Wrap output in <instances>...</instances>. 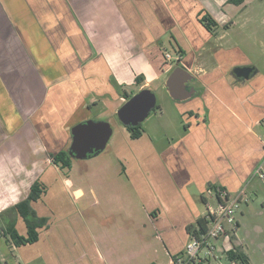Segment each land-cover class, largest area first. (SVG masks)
I'll use <instances>...</instances> for the list:
<instances>
[{
  "label": "crops",
  "instance_id": "0c3cea01",
  "mask_svg": "<svg viewBox=\"0 0 264 264\" xmlns=\"http://www.w3.org/2000/svg\"><path fill=\"white\" fill-rule=\"evenodd\" d=\"M26 1L32 3L30 7ZM146 1L151 4L129 12L141 21L133 29L136 41L129 30H113V23L112 28L99 25L91 0H78L82 11L72 12L64 7V0H0V161L6 164L12 158L14 166L26 162L24 175L37 177L35 180L44 186L47 182L41 180L39 165L56 178L59 170L50 159L42 158L49 145L47 134L55 143V136L64 133L77 117H91L99 102L106 113L115 116L126 102L119 95L120 89L131 88L135 78L143 76L137 73L141 72L137 62L149 67L154 78H164L165 83L167 68L162 67L160 45L151 44L155 38L162 40V49L169 54L172 45L168 38L173 36L183 50L180 64L193 76L190 82L194 94L186 103L175 101L183 120V133L158 150L147 131L132 140L121 125L111 151L123 162L121 174L128 191L108 187L102 196L92 198L98 205L105 203L109 214L128 220L134 214L130 206L140 205L154 233L135 236L118 228L115 232L104 229L102 233L88 234L89 251L80 249L77 255L82 259H77L74 251L58 241L57 234L47 236L48 221L38 230L37 243L32 244L38 247L45 239L40 250L47 259L45 264H92L89 256L96 264H173L189 239L187 226L195 225L208 207L216 205L215 191L208 185L237 193L264 158L260 141L264 130V79L249 58L236 45L231 46L228 28L219 37L220 29L214 36L205 32L197 21L201 13L192 0ZM227 1L201 3L212 11L217 23L233 30V18L244 17L245 6L256 0H242L238 6ZM213 40L221 43L212 44ZM203 51H212L215 65L209 70L200 63ZM245 65L255 70L252 77L246 82L234 80L230 76L232 68ZM149 85L143 80L137 91ZM196 89H200L198 93ZM48 125L52 131H47ZM142 144L149 146L150 154L137 152L135 147ZM17 174L21 175L19 170ZM67 181L55 186L59 193L55 189L57 195L53 199L45 186V193L37 201L43 208L38 211L40 217L50 215L47 206L48 210L52 206L57 209L52 200L77 203L85 197L83 189H72ZM16 190L14 204L29 192L22 196L20 188ZM4 191L0 188L1 193ZM88 193L94 196L97 192L91 188ZM2 197L1 210L9 207L1 205L5 200ZM43 201L46 205L41 204ZM19 221L18 217L15 227L24 235L25 227L18 229ZM242 243L244 239L234 238V247ZM8 248L10 253L16 250L13 246ZM144 258H148L147 263Z\"/></svg>",
  "mask_w": 264,
  "mask_h": 264
},
{
  "label": "rangeland",
  "instance_id": "374dc122",
  "mask_svg": "<svg viewBox=\"0 0 264 264\" xmlns=\"http://www.w3.org/2000/svg\"><path fill=\"white\" fill-rule=\"evenodd\" d=\"M245 9L244 17L235 16L239 18H233L232 23L235 24L233 30L227 27L229 30L228 38H230L231 46L236 45L238 50L249 58L259 75L263 76L264 79V0L250 2L245 6ZM217 32L218 36H216L219 37L223 34V29ZM220 43L221 41L218 40H213L212 42V44ZM201 58H203V60H201L200 63L204 65V68H207V70L215 65L212 51H203ZM136 64L138 68L141 69V72L138 71L137 73H143V76H141L142 80L150 83L149 90L155 95L156 106L159 107V110L155 113L151 112L140 126L145 132H148V135L151 134L148 137H150L156 145L154 146L155 149L158 148V150H161L167 146L168 142L172 143L183 133V120L180 116L179 107L170 99L163 87L164 78L156 79L154 78L153 71H150L149 67L141 62H137ZM141 83H133L131 88H121L119 95L122 97L123 92L126 96H130L141 87ZM102 107V103L99 102L98 107L91 113V120H107L106 122H108L112 128V136L105 150L99 156L90 157L81 161L71 160L69 168H59L57 171V178L53 175V172L48 171L47 168L45 169V166L39 165L38 169V173L43 174L41 180L47 182L44 184L47 187V194L50 199H53L55 195H57L55 192L57 188H55V186L66 183V179H68L67 184H72V189L81 188L85 191V197L80 202L70 203L68 200L59 199V201L52 200V202L56 204V210L54 206L48 210L49 207L47 206V212L50 213V215H47L49 219L47 236L49 237V235L53 233L57 234L58 241L63 242L69 251H74L73 254H75V256L80 249L88 253V234H95L96 232L102 233L104 229L115 232L118 228H121V232H129L130 235L132 234L135 236H145L154 233L149 223L144 219V213L140 205L137 204L138 207L135 205L130 206L134 214L133 219L128 220V218H124L119 214H109V208H107L105 203L101 201V204L98 205L92 199L95 196H102L103 191H106L108 187L122 188L124 191H128L126 186L127 182L124 179V175L121 174V165L123 162L115 158L111 151L112 140L116 137L117 130H120L122 126L117 118L106 113ZM0 139H2V137ZM48 144L49 142H47V145ZM135 148L137 152H146L150 154V149L147 144L138 145ZM121 152L123 151L121 150ZM15 153H17L16 150ZM51 153L55 152L48 147L47 154L44 151L42 158L49 159L48 156ZM8 161L9 162H6V164L0 161V188L4 191L5 187V191L3 193L0 192V196H3L5 199L2 201L1 205L11 207L12 204L17 201L16 196H18V192L16 188L18 191L20 188L22 193L20 191L19 193L23 196L29 191L30 182L38 178L31 176L27 178L26 175H24V172H26L25 167L27 166L26 162H21L20 164L18 162V167L17 164L14 166L12 158H9ZM18 170L21 174L19 176L17 174ZM20 176H23V178H19ZM252 180L243 186L244 200H246V202H242L236 215V220L240 224L237 228V236L244 239V243L240 246L241 248L238 247L237 249L242 253L244 251L245 254H243L248 258V264H264V184L258 178H253ZM91 188L97 192L94 196L88 193V190ZM56 191L59 193V189ZM214 191L216 192L217 189ZM7 195L9 196L7 197ZM48 201L49 199L47 200V205ZM41 204L46 205L44 201L41 202ZM198 204L201 209H204L201 202L198 201ZM36 206L33 208L37 214L38 211H43L40 202H37ZM4 210L5 209H0V213ZM2 219H4V217L0 219V229L3 227L1 222ZM22 228L24 229V224L22 221H19L18 229ZM18 233L22 235L19 231ZM44 240L45 239H42V243L38 247L35 245L24 246L21 247L20 250L16 248V250L10 253L8 247L11 245L6 238L2 236L0 230V264H45L44 261L47 259L41 256L42 252L40 251L43 249L41 246L45 243ZM29 247H31V249H26ZM57 248L59 249L60 247L57 246ZM25 259L28 260L26 261ZM77 259L82 258L77 255ZM144 259L147 263L148 258ZM89 260L92 264H96L92 256H89ZM210 264L241 263L229 262L226 257L222 255L220 256V261Z\"/></svg>",
  "mask_w": 264,
  "mask_h": 264
},
{
  "label": "water",
  "instance_id": "95a60500",
  "mask_svg": "<svg viewBox=\"0 0 264 264\" xmlns=\"http://www.w3.org/2000/svg\"><path fill=\"white\" fill-rule=\"evenodd\" d=\"M236 78L248 81L254 74L252 67H237L233 70ZM193 76L183 67L174 69L164 83V88L171 100L183 102L194 94L187 90L186 84ZM156 105L155 95L148 89H143L129 98L116 111L118 122L124 127H136L145 121L150 111ZM71 144L68 154L76 160H86L104 151L112 135L108 122L88 120L75 125L70 130Z\"/></svg>",
  "mask_w": 264,
  "mask_h": 264
},
{
  "label": "flooded vegetation",
  "instance_id": "af4514ba",
  "mask_svg": "<svg viewBox=\"0 0 264 264\" xmlns=\"http://www.w3.org/2000/svg\"><path fill=\"white\" fill-rule=\"evenodd\" d=\"M36 0H32V2L34 3ZM78 0H64V7L66 9H68L69 12H72V11H82L81 8H80V3L77 2ZM104 1V2H103ZM99 0V1H93L91 0V3H92V6L94 5L95 9H96V19H97V22L98 24L102 26V24H104L105 27H111L112 28V23H113V30L115 31H118V30H121V29H126V30H129L132 35H133V39L138 41L136 39V37L134 36V33H133V29L136 25H139L141 23V21L137 18H135V16H133V14H129L130 12V9H132L134 12H138L141 10L142 7H147L149 6L151 3L146 1L145 0H142V1H139V0H109V1H105V0ZM120 1V2H118ZM133 1V2H131ZM27 2V1H26ZM29 2V1H28ZM27 2V4H28ZM193 2V5L194 7L197 8L198 10V14L199 15V18H198V22L199 24L203 27V29H205V32L209 33L211 36H214L215 35V32L217 31V29H224V28H227V25L226 24H219L217 23L211 16V10H209L208 8H206L202 3H201V0H192ZM228 4H233V3H229V1H227ZM30 4L32 3H29L28 6L30 7ZM129 4V5H128ZM241 4V3H240ZM233 5H239V4H233ZM134 6V8H132ZM48 8V7H47ZM216 9V7H215ZM138 10V11H137ZM220 12L223 11V8H220L219 9ZM128 14V16H127ZM204 16H209L211 17L212 20H214L217 24V27L213 30V31H208L205 26L203 25V23L201 22V19L204 17ZM114 20H115V23H114ZM141 25V24H140ZM140 28V27H139ZM168 41L170 42V44L172 45L173 47V50H172V47H171V55L170 53L166 54L164 53V50L162 49V40H160V38H155L153 42H151L152 45L154 46H158L160 45V53H161V57L163 59V66L162 67H165L167 68L166 69V73L168 74L166 76V79L167 77L169 76V74L176 68L178 67H183V65L180 64V56H182V53H183V50L180 48V46L178 45V42L177 40H175V38L173 36H170L168 38ZM139 45V43H138ZM251 67L249 65H245V66H236L234 68H232V70L230 71V76L238 81V82H243V80L241 78H236L233 74V70L237 67ZM254 70V69H253ZM255 71V70H254ZM192 82H188L186 84L187 86V90H191L192 89V85L191 84ZM136 84V83H135ZM163 87H164V84H163ZM143 89H150V88H142ZM165 89V88H164ZM200 89H196V92L198 93ZM166 91V89H165ZM139 92V91H137ZM137 92H134L135 94ZM134 94V95H135ZM196 94V93H195ZM129 96V95H128ZM133 95L131 94L130 97H132ZM124 98V97H123ZM127 101V99H126ZM187 101V100H186ZM175 102V101H174ZM177 102V101H176ZM175 102V103H176ZM182 103H186V102H181ZM159 110V107L155 105L154 109H152L150 111L155 113L156 111ZM149 113V114H150ZM149 116V115H148ZM116 118V115L114 116ZM75 119V118H74ZM88 120H91V117H89L87 114L85 115H82L81 117H77L74 122L71 124V126H69L67 128V130L63 133H58L57 136H55V140L56 142L55 143H51L50 139H49V135L47 134V142H49V145L47 146V148L49 147L51 150H53L55 153L59 152V151H65L68 155V157L71 159V160H76L74 159L73 157H71L69 154H68V151H69V147H70V144H71V134H70V130L72 127H74L75 125L77 124H80V123H85L86 121ZM94 121H98V120H94ZM101 121V120H99ZM105 122L107 120H104ZM49 128L47 131H52V128L50 125H48ZM6 129V128H5ZM52 136H54V134L51 132L50 133ZM58 140V141H57ZM106 148V147H105ZM105 150V149H104ZM102 153V152H101ZM101 153H98L97 155L95 156H91V157H97L99 156ZM50 155V154H49ZM49 157V156H48ZM50 159V157H49ZM51 160V159H50ZM76 161H79V160H76Z\"/></svg>",
  "mask_w": 264,
  "mask_h": 264
},
{
  "label": "built area",
  "instance_id": "2783aa9c",
  "mask_svg": "<svg viewBox=\"0 0 264 264\" xmlns=\"http://www.w3.org/2000/svg\"><path fill=\"white\" fill-rule=\"evenodd\" d=\"M260 141L264 149V130ZM253 178L264 184V158L254 168L250 180ZM214 198L216 205L208 207L204 216V232L189 237L182 251L174 257L173 264L217 263L220 256L234 251V237L239 225L236 215L244 201V187L234 194L217 189Z\"/></svg>",
  "mask_w": 264,
  "mask_h": 264
},
{
  "label": "trees",
  "instance_id": "16d2710c",
  "mask_svg": "<svg viewBox=\"0 0 264 264\" xmlns=\"http://www.w3.org/2000/svg\"><path fill=\"white\" fill-rule=\"evenodd\" d=\"M229 3L233 4H240L242 0H228ZM201 22L205 26L208 31H213L217 24L214 20L211 19L209 16H204L201 19ZM141 76L135 78V83L140 84L142 82ZM135 93H132L134 95ZM122 97H126L125 99L131 98L130 96H126L125 93L122 92ZM124 127V126H123ZM127 133L129 134L130 139L136 140L138 139L142 133L143 128L139 125L136 127H124ZM51 159V163L55 166H58L60 169H67L70 167L71 159L68 157L65 151H59L57 153H51L49 155ZM208 189L215 190V187L208 185ZM218 189L224 190V188L219 187ZM45 193V186L35 180L29 186V192L27 196L17 202L16 204L12 205L11 207L5 209L3 212L0 213V219L2 222L1 234L9 244L15 248L23 247L26 245H32L37 243L39 239L38 230L43 228L47 225L48 219L45 217H40L37 215L36 211L32 207V203H36L41 196ZM20 218L25 227V234L20 235L16 229V220ZM205 218H198L195 225L187 226V232L189 237L191 235H197L199 233L204 232L205 229ZM198 229V231H196ZM225 257L229 262L232 263H241V264H248L247 257L240 252L237 248L234 251L226 252Z\"/></svg>",
  "mask_w": 264,
  "mask_h": 264
}]
</instances>
